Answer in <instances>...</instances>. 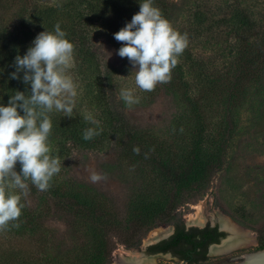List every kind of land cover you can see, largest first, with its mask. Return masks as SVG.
<instances>
[{"label": "trees", "instance_id": "16d2710c", "mask_svg": "<svg viewBox=\"0 0 264 264\" xmlns=\"http://www.w3.org/2000/svg\"><path fill=\"white\" fill-rule=\"evenodd\" d=\"M5 2L21 4L11 20L6 21L0 14V105L7 106L12 94L16 91L30 92V85L21 79H11L16 71L14 65L17 55L23 56L36 36L48 30L54 32L55 25L60 24L66 32V39L74 44V57L78 61V75L85 82L86 95L95 105L93 114L103 131L91 140H84L83 134L90 127H97L83 119V114L64 117L61 112L49 114L52 121V131L48 139L50 154L60 160L61 171L50 181L47 191H39L31 181L28 184V194L21 197L25 205L18 223L12 224L5 231L12 235L35 234L44 229V220L50 215L36 207L33 202L45 201L48 211L53 214L70 215L80 220L89 229L92 255L80 264H109L116 243L128 246L137 245L141 238L161 224H175L177 232L173 239L177 242L187 238L179 217V206L186 195L201 193L209 185L211 178L225 166V158L231 139L230 130L235 127L232 111H229L231 98H227L225 117L220 121L218 138L210 133L207 120L209 105L216 91L229 90L231 94L233 83L241 81L240 72L235 80L221 78L213 73L212 64L200 57H195L191 44L199 38L206 44L217 32L220 37L231 29L253 31L257 23L248 11L240 9L238 13L228 17L224 15L218 24L210 23L206 14L194 11L190 19L184 20L188 31L178 24L182 12L174 0H153V6L160 9L172 27L181 34H187L188 46L178 58V64L172 71L170 83L161 84L171 93H182L192 114V130L188 148L182 154L169 149L163 140L137 127L127 117L125 108L116 104V93L113 84L104 70L100 55L101 39L107 38L112 43H118L114 34L131 21L134 14L140 11L143 0H65L48 3L40 0H0V9L4 10ZM206 13V12H205ZM183 15V14H182ZM189 21V26H188ZM194 25V26H193ZM102 28L105 34L100 36L97 29ZM215 29L214 33L210 31ZM264 28L259 26V32ZM210 37V39H209ZM217 41L220 50L232 52L243 62L242 68L264 66V33L257 34L254 40H246L247 45H230L228 48ZM228 49V50H227ZM241 64V62H240ZM215 78L219 85L216 86ZM218 87V88H215ZM204 95L203 98L198 96ZM220 95L216 94V98ZM115 98V99H114ZM223 103V98L220 99ZM225 103V102H224ZM121 106V108H120ZM21 115L23 111L20 110ZM107 143L119 147L123 157L134 162H147L157 173L160 186L159 193L139 198L126 221L117 220L107 211L104 204L89 195L81 184L61 181L68 168L66 156L70 155L72 147L98 148ZM140 148V154L133 153V147ZM56 148V151L54 150ZM147 154V156L145 155ZM21 171L17 163L16 169ZM10 194H20L19 189H8ZM0 264H55L42 263L21 252H0Z\"/></svg>", "mask_w": 264, "mask_h": 264}, {"label": "rangeland", "instance_id": "374dc122", "mask_svg": "<svg viewBox=\"0 0 264 264\" xmlns=\"http://www.w3.org/2000/svg\"><path fill=\"white\" fill-rule=\"evenodd\" d=\"M40 1L57 3L65 0ZM174 1L182 9L178 24L186 31L188 29L184 20L190 19L189 14L194 11L206 14L210 23L218 24L224 15L230 17L242 9L248 11L257 23L253 31H232L229 28L222 37L212 29L210 32L215 33L210 43L206 44L203 42L205 38H199L198 42L194 40L191 44L194 56L212 64L216 76L235 80L241 70L239 77L242 80L233 83L231 94L229 90H225L224 93L218 90L207 102L210 133L218 138L216 128L225 117L227 98H231L228 113L232 111L235 127L229 132L231 139L225 166L211 178L203 192L186 195L178 212L181 221L185 224L188 218L197 217L200 206L203 207L206 219L216 221L218 217L223 216L228 220H234L236 224L242 225L244 229L255 235L259 240V250H264V66L242 68L241 58L236 57L232 52L220 50V45L217 43L221 40L227 48L231 44L235 47L241 44L246 46V40L252 41L257 34L264 33V30L259 32V26L264 28V0ZM4 5V10L0 9V14L4 15L6 21L11 20L15 11L21 7V4L7 2ZM97 33L100 36L105 34L102 28H98ZM100 45L104 70L116 93V99L114 98L116 104H121L125 108L128 119L137 127L163 140L173 152L177 154L185 152L193 123L190 108L184 101L182 93H171L161 84H158L152 92L141 91L135 84L133 66L127 58H121L117 54L122 43H112L103 37ZM74 60L75 67L69 73L78 85L73 115L84 113L93 115L97 113L95 105L85 96L88 80L81 81L77 71L78 61L75 57ZM215 81L218 86V79L215 78ZM122 88L132 89L140 102L132 106L126 105L120 97ZM216 94L220 97L216 98ZM198 97L203 98L204 95ZM221 98L223 103L220 101ZM54 150L56 151L55 147ZM66 158L69 170L66 175L61 176V181L81 184L83 189L100 200L117 220L126 221L139 198L159 193L156 170L147 162L125 159L119 147L112 146L111 143L98 148L72 147L70 155ZM93 172L106 178L94 183L90 178ZM34 203L41 211L45 210L48 215L50 214L44 220V229L34 235H12L0 230V252H21L42 263L55 264H80L91 257L93 252L90 233L82 221L68 214H53L52 209L48 211L49 203L43 200ZM168 225L172 224L155 227L144 235L137 245L116 243L109 264H119L123 255L129 257L131 254H139L138 256L143 257L147 244L154 242V234L159 230L163 231L169 227ZM234 254L235 252L227 255L219 254L222 256L213 257L217 258L213 262L222 264V260L219 259H226ZM143 259L146 260L147 257ZM152 259L154 260L152 264H177L168 255L155 256Z\"/></svg>", "mask_w": 264, "mask_h": 264}, {"label": "clouds", "instance_id": "9594fccd", "mask_svg": "<svg viewBox=\"0 0 264 264\" xmlns=\"http://www.w3.org/2000/svg\"><path fill=\"white\" fill-rule=\"evenodd\" d=\"M66 35L57 23L54 32L39 33L26 54L15 57L16 71L11 79H21L23 72V82L30 85V92L16 91L7 106L0 105V230L10 224L19 227L12 222L19 220L25 207L21 197L28 194L26 181L39 191H47L61 171L59 158L50 154L48 139L53 125L49 114L56 111L74 117L78 95V85L69 74L75 67L74 44ZM114 38L122 43L117 54L129 60L135 84L144 92L171 82L178 58L188 46L187 34L176 31L153 6V0H143L140 11ZM120 97L128 106L140 102L132 89L122 88ZM83 119L97 125L85 130L84 140L101 134L103 129L91 113H84ZM132 150L140 154L138 146ZM17 163L21 165L19 173L15 170ZM90 178L95 183L106 177L93 172ZM8 189H19L20 194H10Z\"/></svg>", "mask_w": 264, "mask_h": 264}, {"label": "flooded vegetation", "instance_id": "af4514ba", "mask_svg": "<svg viewBox=\"0 0 264 264\" xmlns=\"http://www.w3.org/2000/svg\"><path fill=\"white\" fill-rule=\"evenodd\" d=\"M191 221L192 219L190 218H188L187 224L181 221L184 225L185 232L190 233L187 238L176 242L173 237L177 232V227L175 224L168 225L169 227L164 229L167 235L154 240V242H149L146 246V253L143 254L142 258L164 257L168 255L177 264H218V262H213V260L217 259L213 257L222 255L213 253V250L227 242L232 236V233L229 229L222 227L220 217L216 221L207 218L203 223ZM233 221L230 220L231 224L235 222ZM238 225L243 227L240 224ZM256 240L257 244L250 245L248 248L234 250L230 252H235L234 255L219 260H222V264H242L247 254L259 251V240L258 238Z\"/></svg>", "mask_w": 264, "mask_h": 264}, {"label": "bare ground", "instance_id": "6f19581e", "mask_svg": "<svg viewBox=\"0 0 264 264\" xmlns=\"http://www.w3.org/2000/svg\"><path fill=\"white\" fill-rule=\"evenodd\" d=\"M196 218V219H194ZM192 219L193 222L203 223V220H206L203 207L200 206L198 210L197 217ZM220 222L223 228L229 229L232 233L230 239L225 242L221 247L214 248L213 253L216 254H228L234 250L248 248L250 245L256 244V236L253 235L250 231L244 229L243 227L239 226L238 224L235 225L234 223L231 224L230 220L220 217ZM167 235L165 230H159L157 234H154L153 240L160 239ZM131 254V252H130ZM139 255V254H138ZM136 254H131L129 257L122 256L121 260L118 262L119 264H142L148 263L152 264L154 260L152 258H147L146 260ZM242 264H264V251L247 254L244 258V262Z\"/></svg>", "mask_w": 264, "mask_h": 264}, {"label": "water", "instance_id": "95a60500", "mask_svg": "<svg viewBox=\"0 0 264 264\" xmlns=\"http://www.w3.org/2000/svg\"><path fill=\"white\" fill-rule=\"evenodd\" d=\"M261 251H264V250H259V251H257V252H254V253H258V252H261ZM250 254H253V253H250Z\"/></svg>", "mask_w": 264, "mask_h": 264}]
</instances>
